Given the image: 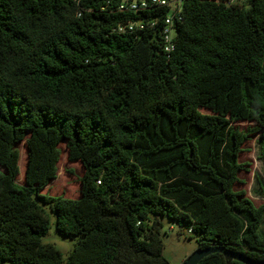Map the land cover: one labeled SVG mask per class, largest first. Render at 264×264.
Instances as JSON below:
<instances>
[{
  "label": "trees",
  "instance_id": "1",
  "mask_svg": "<svg viewBox=\"0 0 264 264\" xmlns=\"http://www.w3.org/2000/svg\"><path fill=\"white\" fill-rule=\"evenodd\" d=\"M128 1L0 0V264H169L163 218L200 249L264 262V204L235 191L249 134L264 155V0H182L171 53L169 9L120 11ZM26 138L20 185L13 149ZM61 144L84 170L78 199L46 195ZM47 208L62 238L80 239L66 261L42 243Z\"/></svg>",
  "mask_w": 264,
  "mask_h": 264
},
{
  "label": "rangeland",
  "instance_id": "2",
  "mask_svg": "<svg viewBox=\"0 0 264 264\" xmlns=\"http://www.w3.org/2000/svg\"><path fill=\"white\" fill-rule=\"evenodd\" d=\"M170 1L175 2V0ZM202 112L206 113V111ZM254 126L255 124L244 122L239 123L237 128L243 133H248ZM258 139L259 135L249 134L243 146V153L239 157V162L246 167L244 171L239 173L240 183L235 186V191L243 192L245 197L251 199L257 207L264 204L262 193V188L264 190V155L258 144ZM26 141L28 138L18 143L13 149L16 153V161L13 163V167L15 166L14 169L17 171L15 180L20 185L24 184L30 152L29 144ZM8 142V137L0 139V185L4 182V177L7 174L4 163L8 158L5 147ZM57 150L60 156L56 164L57 176L48 188L50 193L52 190L56 192H54L55 195H52L47 191L46 195L53 197L63 195L78 199L80 197L79 179L83 176V167L79 162L69 160V154L63 144L59 145ZM47 211L50 219V230L43 238L42 243L58 249L63 255V260L66 261L80 239L62 238L56 231V216L48 208ZM153 224L154 219L149 223L150 228ZM160 224L159 233L163 243V256L169 264H182L198 249L196 237L189 229L170 221L168 218L161 219Z\"/></svg>",
  "mask_w": 264,
  "mask_h": 264
},
{
  "label": "built area",
  "instance_id": "3",
  "mask_svg": "<svg viewBox=\"0 0 264 264\" xmlns=\"http://www.w3.org/2000/svg\"><path fill=\"white\" fill-rule=\"evenodd\" d=\"M239 0H230L228 4L236 3ZM150 7H161L168 8L169 12L164 19V26L162 29V37L164 41V51L166 53L173 52L175 48V38H176V22H183V1L175 0L171 2L170 0H133L131 2H125L120 6V11L138 13L140 11L147 10ZM157 22L152 23V27L156 26ZM144 25L142 23L128 24L125 26H119L117 29L118 33H131L136 29L142 30Z\"/></svg>",
  "mask_w": 264,
  "mask_h": 264
},
{
  "label": "water",
  "instance_id": "4",
  "mask_svg": "<svg viewBox=\"0 0 264 264\" xmlns=\"http://www.w3.org/2000/svg\"><path fill=\"white\" fill-rule=\"evenodd\" d=\"M215 253L222 254L225 257L226 264H231L234 261L242 264H264V262L252 260L241 253L216 247H210L205 249L198 248L182 264H199L203 259Z\"/></svg>",
  "mask_w": 264,
  "mask_h": 264
}]
</instances>
